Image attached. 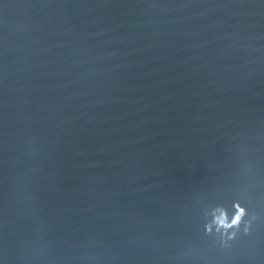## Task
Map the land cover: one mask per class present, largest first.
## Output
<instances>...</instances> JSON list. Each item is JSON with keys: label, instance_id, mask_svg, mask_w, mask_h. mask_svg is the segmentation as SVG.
<instances>
[{"label": "water", "instance_id": "95a60500", "mask_svg": "<svg viewBox=\"0 0 264 264\" xmlns=\"http://www.w3.org/2000/svg\"><path fill=\"white\" fill-rule=\"evenodd\" d=\"M237 195L220 250L198 201ZM0 258L264 264V3L0 0Z\"/></svg>", "mask_w": 264, "mask_h": 264}, {"label": "clouds", "instance_id": "9594fccd", "mask_svg": "<svg viewBox=\"0 0 264 264\" xmlns=\"http://www.w3.org/2000/svg\"><path fill=\"white\" fill-rule=\"evenodd\" d=\"M238 191H246V186ZM198 212L203 235L211 239L212 246L225 251L231 250L238 240L251 237L261 221L260 214L250 209L245 197L240 195L230 200L222 196L202 199L198 201ZM191 254V249L182 253ZM0 264H6L5 259L0 258Z\"/></svg>", "mask_w": 264, "mask_h": 264}]
</instances>
